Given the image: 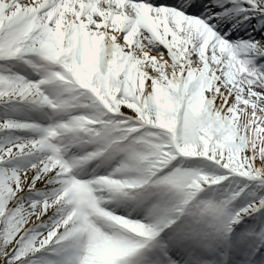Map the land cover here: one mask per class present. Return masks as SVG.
Returning <instances> with one entry per match:
<instances>
[{"label":"snow or ice","instance_id":"snow-or-ice-1","mask_svg":"<svg viewBox=\"0 0 264 264\" xmlns=\"http://www.w3.org/2000/svg\"><path fill=\"white\" fill-rule=\"evenodd\" d=\"M0 264H264V0H0Z\"/></svg>","mask_w":264,"mask_h":264}]
</instances>
